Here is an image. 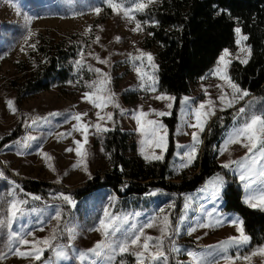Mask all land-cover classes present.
Returning a JSON list of instances; mask_svg holds the SVG:
<instances>
[{"label":"rangeland","instance_id":"obj_1","mask_svg":"<svg viewBox=\"0 0 264 264\" xmlns=\"http://www.w3.org/2000/svg\"><path fill=\"white\" fill-rule=\"evenodd\" d=\"M159 1L154 0L149 5ZM118 2L130 7L136 0H118ZM97 6L103 9L99 15L93 11ZM108 12L111 14L106 20L97 22L104 13ZM141 13L134 12V19L125 18L122 13L119 15L113 13L104 0H0V138L18 124L24 128L19 139L0 148V173H2L0 219H6L9 204L13 199L23 200L17 194V178L56 181L68 188H76L92 178L98 170L107 168V156L104 155L102 147L96 146L94 141L97 133L94 126L97 123L103 128L111 129L119 125L123 129L132 131L139 143L137 153L144 158L145 155L151 159L153 154H161V149L143 143L145 137L139 130L135 117L143 111L148 114L145 120L158 121L165 126L162 116L156 115V112L169 113L171 108L169 109L167 105L173 101L156 99V97L174 96L159 90L157 69L154 71L146 58L143 61L131 59L132 56L139 55V51L151 53L158 67L157 47L154 45L148 48L144 45V37L148 32L139 18ZM137 22L141 24V30L133 31ZM89 26H91L90 31ZM29 31L33 35L26 42L25 37ZM48 31L56 37L79 32L90 40L89 44L80 50L75 60L76 67L89 78L68 82L64 86L56 84L49 90L31 94L17 101L9 85L12 77L20 75L16 62L28 57L30 51L34 49L31 45L36 44L39 33ZM97 36L100 37L99 42H96ZM241 48H249L247 41H242L240 45L235 42L234 47L226 48L230 54L226 59L232 62L248 58L247 52L241 51ZM97 56L107 63H100L96 59ZM77 61L80 63L77 64ZM218 61L219 58L204 76L192 84L191 92L182 97L176 133L177 148L170 163L176 176L192 171L193 163L202 149L204 135L214 116L239 106L242 101L241 99L234 102L232 107H227L220 101L222 92L231 98L232 90L224 80L215 75ZM137 67L149 75H154L156 83L153 85V82L147 78L142 82L135 70ZM94 69H100L101 73L107 74L110 80V83L105 85L106 90L103 95L107 96L109 92L115 94L114 103H108L100 109L94 107L84 97L85 92L93 91L89 85L105 78ZM153 86L155 91L151 90ZM127 91H140L138 99L126 103L122 94ZM185 98H188L187 103L184 102ZM7 100L14 101L17 109L15 114L9 110ZM208 100L213 102L212 107L216 114L212 118L207 117L204 131L199 132L189 125L195 123V110ZM207 110L206 107L205 111ZM97 112L104 117L103 120L98 119ZM53 113L55 115H51ZM76 113H87L82 117L81 122L89 125L87 144L84 146L85 163H81L78 167H74L80 161V157L75 152L77 145L74 141H83V136L81 132L74 130L77 122L72 116ZM108 113L112 114L111 120L107 119ZM37 116L46 119L32 124L33 118ZM243 124L235 121L217 145L218 161L221 164L229 161L240 162L247 154V149L241 144L229 145L221 154L225 140L234 129ZM194 131L198 132L201 143L196 146V157L191 165L182 167L187 162L186 153L193 145L191 134ZM29 136L37 139L29 140ZM142 148L144 155L141 154ZM43 153H47L52 159H46ZM262 168L264 161L256 165L252 172L246 167L241 168L239 164H232L228 168L231 173L236 174L245 201L248 196L264 190V177L259 174ZM241 174L246 176L243 181L240 179ZM226 182L225 175L217 173L209 177L198 190L186 192L181 196L163 190H152L143 198L144 203L138 208L122 212L115 211L116 198L108 189L97 191L81 200L65 193L63 196H69L74 201V204H69L73 210V217L64 231L67 240L47 249L39 261L8 253L0 264H81L79 253L105 239L101 232L95 230L99 227L100 220L105 219V209L110 215L119 218L117 220L119 231L109 238L114 246L125 239L130 240L135 232L147 223H153L154 226L144 228L145 235L160 237L163 217L168 216L169 233L163 238L166 264H170L171 261L175 264H193V257L189 253L203 257L206 264H249L243 257L250 255L255 249L247 252L244 250L247 244L239 247L230 246L226 251L218 247L220 242L239 236L237 225L233 224V221H241L238 214L221 211L222 190ZM217 184H220L219 192L215 187ZM22 207L23 214L13 223L11 231L25 235L31 232L32 235H27L30 240L49 237L54 228L57 229L56 236L58 235L60 221L58 222L54 217L59 211L62 218L63 207L59 203L31 207L24 203ZM161 209L164 211L161 212ZM69 229L72 231L70 232ZM8 236L9 230L0 228V251H8ZM152 243H155V240ZM57 251H62L64 255L58 256ZM117 254L119 253L117 252L115 256ZM112 255L110 249H105L100 257L90 256L84 264H112L114 259L108 258ZM237 256L241 258L236 259ZM225 257L233 259L229 262ZM146 264L153 262L146 261ZM154 264H165V261L161 259ZM251 264H264V257L259 255L252 257Z\"/></svg>","mask_w":264,"mask_h":264},{"label":"trees","instance_id":"obj_2","mask_svg":"<svg viewBox=\"0 0 264 264\" xmlns=\"http://www.w3.org/2000/svg\"><path fill=\"white\" fill-rule=\"evenodd\" d=\"M111 14L104 13L103 21ZM148 35L144 45L157 47V82L159 90L172 94L175 100L169 115L162 116L167 129V151L162 160H146L137 153L139 143L132 131L119 125L107 132H97L96 146L107 156L108 167L76 188L56 181L17 178V194L27 206H45L57 202L63 207L59 233L53 246L67 240L65 228L73 217L72 207L63 199L65 193L81 200L97 191L108 189L116 198L114 209L122 212L136 209L152 190H163L178 196L198 190L214 174H224L227 182L222 190V212H233L243 221L250 237L244 250L264 246V209L250 207L236 174L218 161L217 145L230 126L245 123L252 115L264 114V0H160L149 5L139 16ZM239 27L248 39L251 50L246 64L233 60L228 72L231 79L249 95L243 103L227 109L211 120L203 138L202 149L193 169L176 176L170 163L177 148V126L182 97L191 91L192 84L204 76L226 48L235 46V28ZM90 40L79 32L56 37L50 31L39 33L35 48L26 59L16 62L17 77L9 81L16 100L64 86L86 77L75 60ZM140 91L123 92V100L132 103ZM244 108L241 113L239 110ZM24 128L18 124L0 138V148L19 139ZM40 199H34V197ZM180 208V205H178ZM136 264L131 253L117 254L112 264ZM170 264H175L170 262Z\"/></svg>","mask_w":264,"mask_h":264},{"label":"snow or ice","instance_id":"obj_3","mask_svg":"<svg viewBox=\"0 0 264 264\" xmlns=\"http://www.w3.org/2000/svg\"><path fill=\"white\" fill-rule=\"evenodd\" d=\"M154 0H136L130 7H125L122 2H118V0H104V3L109 7L113 13L119 15L123 14L125 18L134 19V12H144L149 4L153 3ZM93 11L99 15L103 9L99 6L95 7ZM91 30V26H89V31ZM141 30V24L137 22L136 27L133 31ZM235 33L237 36L236 43L240 45L242 41H246L248 37L246 35H242L241 29L239 27L235 28ZM87 34V33H86ZM33 33L29 31L28 35L25 37V41L27 42L28 39L31 38ZM100 37H96V42H99ZM119 40V37H117ZM32 48H35V45H31ZM241 51L247 52V55H251L250 48L245 49L241 48ZM230 54L227 49L224 50L223 54L219 57L218 66L215 69V75L218 76L220 79L224 80L228 86L232 90L231 98H228L226 93L221 94L219 97L220 101L225 104L227 107H232L234 102H237L244 97L248 96L249 93L247 90L241 89L229 76L228 74V67L231 63L230 60L226 59ZM146 58L149 65L155 71L157 69V65L154 63V58L151 53H145L143 51H139V55L132 56L131 59L133 61H143ZM96 59L100 63H107L106 60H101L98 56ZM241 63L246 64L248 62L247 58L240 60ZM80 61H77L79 64ZM91 69V66H89ZM136 72L140 77L141 81L143 82L145 78L151 80L153 85L156 83V77L154 75H149L141 70V68L137 67ZM95 72L99 73L101 76L105 77L104 79H100L98 81H94L89 87L93 88L92 92H85L84 97L91 102L94 107L100 109L107 106L108 103H114L115 94L109 92L107 96L103 95L105 92V85L110 83V80L107 78V74L101 73L100 69H94ZM143 87V83H142ZM152 91H155V87L151 88ZM156 99H167L169 101H174L175 97L172 96H157ZM188 98H185L184 102L187 103ZM7 106L13 114L17 111L14 101L7 100ZM118 107V105H115ZM213 102L211 100L206 101L205 103H201L199 107L194 112L195 123L189 125L192 128L198 129L199 132H203L205 128V124L207 123V117L210 115H214L213 109ZM167 107L170 109L172 108V103H169ZM207 107V111L205 108ZM155 111V110H153ZM241 113L245 111L244 108L239 110ZM170 113L166 112H156L158 116H165L169 115ZM51 115H55L54 113ZM87 113H76L72 116V119L75 120L77 123L74 125V130L81 132L83 136V141L75 140L74 143L77 145L75 148L76 155L80 157V161L74 167L80 166L81 163H85L86 151L84 146L87 144V137L89 132V125L86 123H82V117L86 116ZM148 114L141 111L135 118L137 120V124L139 125V130L145 137L143 143L146 145H154L156 148L161 149V154L156 155L153 154L151 159L155 160H162L163 153L167 151V130L165 126L154 120H145V117ZM97 117L100 120H103L104 117L97 112ZM42 119V117H35L32 120V124H36ZM107 119H112V114H107ZM97 132H107L109 131L108 128H103L101 124L97 123L95 126ZM62 135V134H61ZM193 145L189 152L186 153L187 162L182 165V167H188L191 165L193 160L196 157L197 153V145L201 143L199 138V134L197 131H194L192 134ZM29 140H35L36 137L29 136ZM246 141V142H245ZM232 144H241L243 147L247 149V154L245 157L242 158L240 162L237 161H229L223 164L224 168H229L232 164H239L241 168H247L249 172H252L256 165L264 161V114L260 115H252L241 127L236 128L233 132L228 136L225 140L223 147L221 148V154L227 150L229 145ZM27 146V145H26ZM66 151H73V149H66ZM141 154L144 155V149H141ZM43 156L51 160L52 157L49 156L47 153H43ZM145 159L148 160L149 156L145 155ZM86 170V167H85ZM260 176L264 177V168L260 171ZM2 175V173H0ZM219 179V178H218ZM240 179L243 181L246 179L244 174L240 175ZM219 192L220 184L215 185ZM34 199H40V197H34ZM63 199L68 204H74V201L69 196H63ZM26 203L23 200H16L13 199L8 207L6 219H0V228H7L9 230L8 236V251H0V261L4 260L8 253H12L13 255L20 257V258H32L37 261L41 260L43 257L44 252L47 249L53 247V241L56 239V232L57 229L54 228L52 231V235L43 239H28L27 235H32L29 232L27 235L11 231L13 223L17 220L18 216L23 214V204ZM246 203L252 208H261L264 209V190L260 191L256 195H250L246 199ZM161 212L164 210L161 209ZM105 219H101L99 222V227L96 228V231L102 233L105 237L104 240L98 241L96 245L92 248L87 249L86 251H81L79 253V260L81 264H84L85 261L89 259L90 256L100 257L104 254L105 249H110L113 253L112 256H109V260L115 258V254L118 252L119 254L131 253L136 257V264H146V261L156 262L163 259L167 261V256L165 255L164 251V240L163 238L168 235L169 228H170V220L168 216H164L162 220V226L160 228L161 236L160 237H151L145 235L144 228H151L154 226L153 223H147L140 227L137 232L133 235V237L129 239H125L120 242L118 245H115L109 239L111 236L115 235L116 232L119 231V227L117 224V220L119 219L116 216L110 215L107 209L104 211ZM58 222L61 219L60 212L58 211L54 217ZM233 224L237 225V231L239 236L230 237L227 241H222L218 245V247L227 250L230 246H242L246 245L250 242V237L245 234L243 229V221H233ZM209 226V225H205ZM135 227V226H133ZM42 230V229H41ZM193 231L195 229H192ZM71 232L72 230L69 229ZM71 238V237H70ZM155 240V243H152ZM133 249H137L133 251ZM58 256H63L64 253L62 251H57ZM190 256L193 257V264H206L205 259L203 257H196L194 254L189 253ZM262 256L264 257V246H260L257 249L253 250L250 255L244 256L243 259L248 261L251 264L252 257L254 256ZM241 257L237 256L236 259H240ZM227 261H231L232 257H225ZM120 264H124V261L121 260Z\"/></svg>","mask_w":264,"mask_h":264},{"label":"crops","instance_id":"obj_4","mask_svg":"<svg viewBox=\"0 0 264 264\" xmlns=\"http://www.w3.org/2000/svg\"><path fill=\"white\" fill-rule=\"evenodd\" d=\"M191 89H192V87H191ZM191 92V91H190ZM189 94V93H188ZM186 94H184L183 96H185ZM216 114V113H215ZM214 114V115H215ZM214 115H210V117L212 118V116H214ZM231 127V126H230ZM227 132V131H226ZM225 135V134H224ZM223 140V139H222ZM201 188V187H200Z\"/></svg>","mask_w":264,"mask_h":264},{"label":"water","instance_id":"obj_5","mask_svg":"<svg viewBox=\"0 0 264 264\" xmlns=\"http://www.w3.org/2000/svg\"><path fill=\"white\" fill-rule=\"evenodd\" d=\"M243 103V101H241V103L240 104H242Z\"/></svg>","mask_w":264,"mask_h":264}]
</instances>
